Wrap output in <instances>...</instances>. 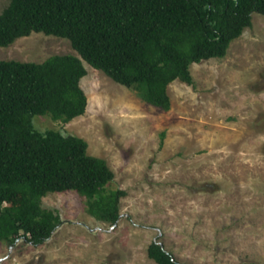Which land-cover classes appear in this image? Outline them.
<instances>
[{
	"label": "rangeland",
	"instance_id": "rangeland-1",
	"mask_svg": "<svg viewBox=\"0 0 264 264\" xmlns=\"http://www.w3.org/2000/svg\"><path fill=\"white\" fill-rule=\"evenodd\" d=\"M54 54L77 55L42 32L0 46L4 60ZM82 65L83 113L31 122L82 138L105 160V191L124 192L119 216L110 224L89 215L73 190L47 193L41 205L63 222L39 245L0 241V264H152L150 241L183 264H264V15L252 13L223 57L191 63V85L171 81L167 110Z\"/></svg>",
	"mask_w": 264,
	"mask_h": 264
},
{
	"label": "trees",
	"instance_id": "trees-1",
	"mask_svg": "<svg viewBox=\"0 0 264 264\" xmlns=\"http://www.w3.org/2000/svg\"><path fill=\"white\" fill-rule=\"evenodd\" d=\"M252 13L264 15V0H8L0 11V46L42 32L66 38L77 55L0 59V241L47 240L63 222L41 205L51 192L75 191L89 215L110 224L119 216L124 192L105 191L113 178L105 160L87 154L82 138L31 122L33 115L66 122L83 113L82 60L167 110V85L175 79L191 85L189 65L223 57ZM146 256L152 264H183L155 241Z\"/></svg>",
	"mask_w": 264,
	"mask_h": 264
}]
</instances>
